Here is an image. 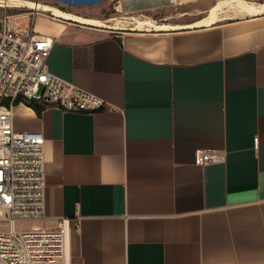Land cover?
I'll return each instance as SVG.
<instances>
[{"label": "crops", "instance_id": "0c3cea01", "mask_svg": "<svg viewBox=\"0 0 264 264\" xmlns=\"http://www.w3.org/2000/svg\"><path fill=\"white\" fill-rule=\"evenodd\" d=\"M114 1L116 25L0 4V30L32 23L50 70L107 102L15 104V130L45 140L31 228L64 218V264H264V0Z\"/></svg>", "mask_w": 264, "mask_h": 264}, {"label": "built area", "instance_id": "2783aa9c", "mask_svg": "<svg viewBox=\"0 0 264 264\" xmlns=\"http://www.w3.org/2000/svg\"><path fill=\"white\" fill-rule=\"evenodd\" d=\"M53 38L34 31L32 23L0 30V264H64L66 226L18 227L40 220L46 209L45 140L40 133L15 130L13 108L25 102L51 104L70 111L107 107L100 96L54 74L48 64ZM207 154L197 151L203 164Z\"/></svg>", "mask_w": 264, "mask_h": 264}, {"label": "rangeland", "instance_id": "374dc122", "mask_svg": "<svg viewBox=\"0 0 264 264\" xmlns=\"http://www.w3.org/2000/svg\"><path fill=\"white\" fill-rule=\"evenodd\" d=\"M27 1H34L37 3L51 5V6L60 8L64 11H70L77 15H86L90 17H95L105 22V24H109V25H116L117 20L125 19L122 16H119L120 12L116 8V3L114 0H111V1L110 0H96L97 2H101V3H103L104 1L106 2L105 4L97 8H81L82 6H78V5L62 6L58 4L57 2H54L53 0H27ZM37 10L38 9H32L28 6L22 5V6L12 7V9H6L4 12L5 13H29V12H34ZM39 11H42V10L39 9ZM46 25H47V22L45 21V17H43L42 15H38L37 20H36V26L42 27ZM37 222L38 220L19 221L18 227H21L23 229H28V228L33 227L35 223ZM1 226H3L4 228H7V224H1Z\"/></svg>", "mask_w": 264, "mask_h": 264}, {"label": "bare ground", "instance_id": "6f19581e", "mask_svg": "<svg viewBox=\"0 0 264 264\" xmlns=\"http://www.w3.org/2000/svg\"><path fill=\"white\" fill-rule=\"evenodd\" d=\"M10 2L11 4H14V5H17V6H22V5H25V6H28V7H34V8H41L43 10H48V11H52L54 12L55 14H59V15H65V16H69V17H72L71 15L69 14H66V13H61V12H58V11H54L53 9L47 7V6H44L42 4H39L37 2H34V1H27V0H0V4H3V2ZM80 20H83V21H87V22H92V23H97V24H105V22L103 21H93V20H88V19H82L80 18Z\"/></svg>", "mask_w": 264, "mask_h": 264}, {"label": "trees", "instance_id": "16d2710c", "mask_svg": "<svg viewBox=\"0 0 264 264\" xmlns=\"http://www.w3.org/2000/svg\"><path fill=\"white\" fill-rule=\"evenodd\" d=\"M20 101H21V98H19L17 100L16 104L19 103ZM28 104L31 105L32 107H34L38 111V113L41 112L42 107H43V106L39 105L38 102H34V101L28 102Z\"/></svg>", "mask_w": 264, "mask_h": 264}]
</instances>
